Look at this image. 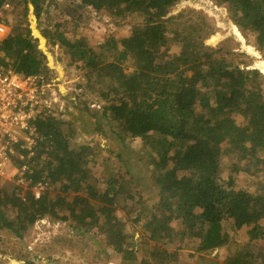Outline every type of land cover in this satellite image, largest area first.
Segmentation results:
<instances>
[{"label":"trees","instance_id":"obj_1","mask_svg":"<svg viewBox=\"0 0 264 264\" xmlns=\"http://www.w3.org/2000/svg\"><path fill=\"white\" fill-rule=\"evenodd\" d=\"M6 1L10 9L4 10L0 22L12 28L0 38V60L23 78L36 77L40 84L47 83L51 72L47 57L24 26L29 0H0V10ZM75 1L97 14L105 12L111 25L131 17L140 18L141 23L129 39L121 42L110 36L96 52L81 39L70 40L60 26L48 37L47 28L41 30L49 49L56 45L65 49L71 61L68 66L84 72L86 90L91 94L95 87L105 105L101 112L92 110L80 92L77 102L66 110L48 109L39 116L40 147L48 149L49 157L31 177L35 183L47 182L49 189L39 199L31 192L15 198L6 184L0 185L1 226L23 238L45 216L61 222L78 218L80 228L101 227L110 235L108 244L123 259L133 261L137 254L124 247V227L115 216L118 197L124 191V172L118 171L121 176L111 179L101 192L88 166L97 140L108 137V126L117 124L121 140L141 138L145 142L149 149L146 167L159 188L155 219L150 217L144 226L156 243L149 254L154 261L144 259V264L177 263V252L162 246L176 236L197 240L190 257L205 260V264H264V251L245 249L250 242L264 239V191L235 190L222 179V158L226 157L233 160L234 174L255 165L259 167L250 176L264 180V77L257 69L241 68L240 63L235 65L206 45L211 34L204 20L168 17L180 0ZM214 1L230 8L236 25L251 34L254 45L264 53V0ZM30 2L40 21L46 0ZM11 14L14 25L6 20ZM171 35L183 43L176 56L167 50ZM237 116L244 118L243 126L236 122ZM78 136L85 142L80 143ZM9 206L16 210L13 220L6 215ZM175 213L182 217L179 231L169 224ZM226 222L231 225L227 227ZM242 229L249 238L245 247L222 262L207 257L225 248L230 234Z\"/></svg>","mask_w":264,"mask_h":264},{"label":"rangeland","instance_id":"obj_2","mask_svg":"<svg viewBox=\"0 0 264 264\" xmlns=\"http://www.w3.org/2000/svg\"><path fill=\"white\" fill-rule=\"evenodd\" d=\"M30 1L28 4L29 13L24 26L28 27L31 35L38 39V49L46 55L47 65L51 70L47 77L49 78L47 83L40 84L36 77H30V87L43 86L52 91L46 93V97L43 98L44 107L40 108L39 115L42 116L48 109L66 110L68 108L66 106L71 107L77 102L80 92L83 93L80 97L83 102H86L92 110L101 112L105 102L101 100L97 89L94 87L95 91L92 90L91 94L86 90L87 79L84 77V72L76 69L75 66H68L71 61L65 53V49L58 45L53 50L49 49L47 37L53 35L56 27L60 26V30L70 40L81 39L89 45L92 51L96 52L100 44L110 36L121 42L129 39L135 31L134 28L141 23V19L125 18L119 20L118 26L111 25L105 12L97 14L91 8H81L79 1L46 0L40 20L42 21L41 25ZM18 12L22 15V12L19 10ZM186 16L192 17L196 21L204 20V24L211 34L205 44L218 51L220 56L234 62L235 65L240 63L238 66L241 68L257 69L261 77H264V53L254 45L252 35L244 33L236 25L227 5L217 4L214 0H180L170 9L168 15L172 19ZM6 20L10 25L16 23L14 14L8 15ZM11 28L8 27L9 32ZM46 28L47 37L41 31ZM169 38L167 50L170 55L176 56L181 52L183 43L182 45L178 43V37L175 35H171ZM227 53H232L234 56ZM77 65H81V63L78 62ZM91 85L95 86L94 81ZM38 120L39 117L36 124ZM236 122L241 126L245 124L244 118L241 116H237ZM114 125L112 128L108 126V137L97 140V145L93 144L95 145V155L88 160V166L90 171H94L96 176L94 184L101 192L106 189L107 183L111 179L121 176L117 174L118 171L124 172V176H121L124 179L122 183L124 191L118 197L115 216L124 227L123 232L127 238L124 247L133 250L137 257H133V261L123 259L122 255L108 244L110 235H106L101 227H92L88 230L80 228L81 226L77 222L78 218L61 222L50 216H45L38 220L23 238L15 236L0 224V264H36L39 261L52 264H144V259L148 262L154 261L149 254L153 251L156 243L149 239L151 230H145L144 227L150 217L155 219V209L159 199V188L156 186L155 176L146 167L148 162L146 155L149 149L141 138L121 140L117 134L118 125ZM38 135L30 132L22 137L23 140L29 139L27 142H32L30 136H33L35 142L32 144L33 155L24 152L5 162L6 167L4 175L0 176V185L6 184V190L12 193L15 198L25 196L27 192H31L33 195L32 192L36 187H32L30 179L34 180V178L31 177V174L34 169H41L46 163V157H49L48 149L42 150L40 147L41 137ZM78 137L80 143L85 142L83 136ZM232 163L231 158H222L224 170L222 179L227 184H233L235 190L247 188L249 192L253 193L257 189L264 191V180L256 181L254 176H250V172L259 166L252 165L253 167H246V170L241 169L240 172L234 174L231 172L233 168L230 167ZM93 166L96 169H93ZM111 172L114 173V176H109ZM118 178L120 177H116L115 180ZM21 179L24 180V183L20 182ZM41 182L46 183L42 184V188H38L43 194L49 189V184L45 181ZM71 195L75 196V194ZM6 215L10 220H13L16 210L9 206ZM181 220V215L175 213L169 220V224L175 231H179ZM225 225L229 227L231 223L226 222ZM247 243H249V238L245 229L237 233L232 232L230 243L207 257L213 261L222 262L240 247H245ZM197 244V240H182L180 236H176L173 242L167 245L162 244V246L170 253L177 252L178 261L175 264H205V260L200 261L190 257V254L195 253ZM245 249L255 253L264 251V239L250 242Z\"/></svg>","mask_w":264,"mask_h":264},{"label":"built area","instance_id":"obj_3","mask_svg":"<svg viewBox=\"0 0 264 264\" xmlns=\"http://www.w3.org/2000/svg\"><path fill=\"white\" fill-rule=\"evenodd\" d=\"M9 9L10 4L6 1L1 7L0 17L4 10ZM8 33V27L0 22V38L6 37ZM29 81L30 78H23L11 65L0 60V176L4 175L5 162L11 157L19 156L24 152L29 153L28 155L34 154L32 152L34 135L30 136L32 142H27L29 139L23 140L22 137L30 132L39 134L35 122L40 116V108L44 107L43 98L46 97V93L52 91L43 86L30 87ZM30 181L37 191L32 194L35 199H39L42 192L38 188H42V184L46 183L41 181L35 183L32 179ZM20 182L24 183V180L21 179Z\"/></svg>","mask_w":264,"mask_h":264}]
</instances>
